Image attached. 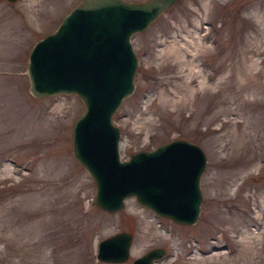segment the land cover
<instances>
[{"label": "rangeland", "instance_id": "374dc122", "mask_svg": "<svg viewBox=\"0 0 264 264\" xmlns=\"http://www.w3.org/2000/svg\"><path fill=\"white\" fill-rule=\"evenodd\" d=\"M77 2L0 0V264H114L94 249L117 231L132 235L117 264L153 246L156 264H264V0H176L129 37L133 91L111 114L118 158L172 138L201 147L187 226L131 196L114 213L90 204L69 143L82 102L27 92L29 47Z\"/></svg>", "mask_w": 264, "mask_h": 264}, {"label": "water", "instance_id": "95a60500", "mask_svg": "<svg viewBox=\"0 0 264 264\" xmlns=\"http://www.w3.org/2000/svg\"><path fill=\"white\" fill-rule=\"evenodd\" d=\"M175 2L78 0L52 31L44 33L29 47L24 74L27 92L35 98L65 93L75 94L82 102V110L69 128L70 154L94 183L92 204L114 213L124 205V198L131 196L155 215L187 226L196 221L201 202L198 182L206 161L201 147L175 138L152 149H138L120 161L119 131L110 121L122 98L133 91L137 58L129 43L130 35L145 30ZM112 44L118 45L120 50L109 51L107 46ZM176 154L178 156L174 157ZM185 158H190L188 189L191 193L187 196L185 192L181 198L186 212L177 204L178 210L174 212L164 208L161 200L155 197L157 190L153 191L149 184L142 182L146 175L148 178L154 174L157 165H167V168L172 161L180 162ZM137 180L142 181L143 191L136 186L139 185ZM144 191L145 198L141 194ZM131 237L127 231H117L98 240L95 260L114 264L125 261ZM164 253L160 246L149 247L130 264H155Z\"/></svg>", "mask_w": 264, "mask_h": 264}, {"label": "bare ground", "instance_id": "6f19581e", "mask_svg": "<svg viewBox=\"0 0 264 264\" xmlns=\"http://www.w3.org/2000/svg\"><path fill=\"white\" fill-rule=\"evenodd\" d=\"M107 47L109 48V51L114 50L113 52H117L120 50V48H118V45L116 46L114 44ZM177 156L178 154H176L174 157ZM186 160H181L180 162L174 161V163L171 160L172 162L169 163V167L167 168V165L164 167L161 165H157V167L154 169V174L151 176L152 178H147V175L144 173L146 175L145 181L142 182L140 180H137L139 182V185L136 186L139 187L141 191H143V184H141V182L145 183L146 185L149 184L153 191L157 190V194L154 193V195L155 197L159 198V200H161V202L164 204V208L174 210L175 212L178 210L176 208L177 205H179L181 209L186 212L187 209L181 206V198L184 197L185 192H187V196H189L191 193V191L188 189V173L190 171L188 168V162L190 161V158H187ZM139 173L141 175H144L141 172ZM141 194L145 198L146 192L144 191ZM155 197L153 199H155Z\"/></svg>", "mask_w": 264, "mask_h": 264}]
</instances>
